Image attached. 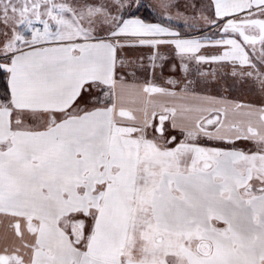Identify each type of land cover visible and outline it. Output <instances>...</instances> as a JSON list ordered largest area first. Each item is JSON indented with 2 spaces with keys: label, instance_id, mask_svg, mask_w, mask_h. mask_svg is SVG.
Returning <instances> with one entry per match:
<instances>
[{
  "label": "snow or ice",
  "instance_id": "1",
  "mask_svg": "<svg viewBox=\"0 0 264 264\" xmlns=\"http://www.w3.org/2000/svg\"><path fill=\"white\" fill-rule=\"evenodd\" d=\"M0 264H264V0H0Z\"/></svg>",
  "mask_w": 264,
  "mask_h": 264
}]
</instances>
